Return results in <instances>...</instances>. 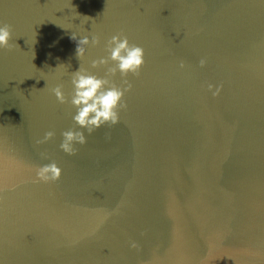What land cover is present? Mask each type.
Returning <instances> with one entry per match:
<instances>
[{"label": "water", "instance_id": "1", "mask_svg": "<svg viewBox=\"0 0 264 264\" xmlns=\"http://www.w3.org/2000/svg\"><path fill=\"white\" fill-rule=\"evenodd\" d=\"M0 21V264H264V0H0ZM72 33L99 37L96 75L114 34L145 63L69 155Z\"/></svg>", "mask_w": 264, "mask_h": 264}, {"label": "clouds", "instance_id": "2", "mask_svg": "<svg viewBox=\"0 0 264 264\" xmlns=\"http://www.w3.org/2000/svg\"><path fill=\"white\" fill-rule=\"evenodd\" d=\"M77 37L74 33L70 36L75 42V57L79 61L77 70L69 72L72 85L70 98H66L61 84H56L50 89L57 102L70 103L75 109L71 119L76 127L63 131L59 144V148L69 155L75 154V143H86L85 133L91 134L106 124L114 125L118 122L119 111L127 107L123 97L131 88L128 76L139 75L145 63L144 49L141 46L130 42L126 35L114 34L104 43L106 55L90 62L92 68L106 66L102 76L96 75L83 67L81 61L87 47L99 45L100 39L96 35ZM10 39L11 25L0 21V51L10 47ZM203 63L201 60V64ZM117 73L121 78L120 85L112 79ZM53 136L52 131L45 132L43 138L36 143H43ZM60 175L61 169L55 161L40 166L36 171L37 178L44 182L56 181Z\"/></svg>", "mask_w": 264, "mask_h": 264}]
</instances>
